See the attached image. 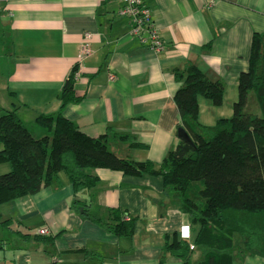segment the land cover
I'll return each mask as SVG.
<instances>
[{
    "label": "crops",
    "instance_id": "0c3cea01",
    "mask_svg": "<svg viewBox=\"0 0 264 264\" xmlns=\"http://www.w3.org/2000/svg\"><path fill=\"white\" fill-rule=\"evenodd\" d=\"M152 11L164 49L155 52L130 33L119 0H0V114L15 110L36 136L45 130L41 114L60 111L59 93L74 68L75 96L64 117L92 137L108 132L109 146L120 156L158 166L180 143V113L174 95L181 82L174 70L194 62L225 87L222 105L199 97V119L214 125L233 114L238 78L249 65L254 32L264 33V0H144ZM93 33L92 54L77 59L85 32ZM112 130L115 134H110ZM129 135L132 140L119 138ZM131 141L144 144L133 147ZM98 177L92 189L75 195L68 174L58 173L38 192L3 203L5 217L34 233L46 227L53 244L1 237L5 264H184L167 241L182 240L179 228L190 224L176 200L164 190L161 175L125 174L90 169ZM78 198L102 219L120 207L135 217L130 237L117 236L70 207ZM191 225V224H190ZM194 228L187 240L194 245ZM233 264H264L261 253L236 255ZM203 259L194 245L188 264Z\"/></svg>",
    "mask_w": 264,
    "mask_h": 264
},
{
    "label": "trees",
    "instance_id": "16d2710c",
    "mask_svg": "<svg viewBox=\"0 0 264 264\" xmlns=\"http://www.w3.org/2000/svg\"><path fill=\"white\" fill-rule=\"evenodd\" d=\"M76 70L59 93L60 111L36 118L45 130L41 137L29 130L15 110L0 114V164L11 165L10 171L0 174V205L38 192L61 171L68 174L75 195L97 184L98 177L90 169L161 175L164 190L194 228L193 242L203 255L199 264H233L237 238L243 247L237 248L239 252L264 255V33L252 35L249 65L239 75L232 116L219 118L214 125L200 122L199 97L222 105L224 84L210 79L194 62L174 70L181 82L174 95L180 113L178 131L185 129L193 143L181 139L158 166L116 154L109 146L108 132L89 136L63 116L62 108L80 100L74 90ZM255 104L259 112L253 110ZM118 137L132 140L126 134ZM130 145L145 146L135 141ZM70 207L117 236L133 233L135 217L120 207L110 209L105 220L90 210L87 200L74 198ZM0 229L10 230L21 241L53 244L57 237L34 233L1 213ZM6 244L0 237V264L7 260ZM163 250L184 264L192 253L187 240L167 241Z\"/></svg>",
    "mask_w": 264,
    "mask_h": 264
},
{
    "label": "built area",
    "instance_id": "2783aa9c",
    "mask_svg": "<svg viewBox=\"0 0 264 264\" xmlns=\"http://www.w3.org/2000/svg\"><path fill=\"white\" fill-rule=\"evenodd\" d=\"M122 3L120 13L128 18L130 33L136 36L142 44L147 45L151 50L159 52L164 49L163 40L160 37L158 28L152 15V11L144 0H119ZM93 33L85 32L81 41V49L77 59V65L92 54ZM77 71L74 73L76 76ZM41 235H47L46 227L38 231ZM191 236V233H190ZM190 236L187 238L189 239ZM193 249L194 245H190Z\"/></svg>",
    "mask_w": 264,
    "mask_h": 264
},
{
    "label": "rangeland",
    "instance_id": "374dc122",
    "mask_svg": "<svg viewBox=\"0 0 264 264\" xmlns=\"http://www.w3.org/2000/svg\"><path fill=\"white\" fill-rule=\"evenodd\" d=\"M253 110L259 112L258 106H257L256 104L253 105ZM231 116H232V115H231ZM231 116H230V117H231ZM28 126H29L30 129L32 128L30 124H29ZM10 169H11V165H10V163H3V164H0V174H3V173L8 172V171H10ZM5 208H6L5 205L0 206V212H4ZM2 231H4V233H5L6 235L8 234L7 236H13V235L11 234V231H10V230H8V229H0V237L3 236V235H1V232H2ZM236 241H237L236 245H237L240 249H242L243 247H242V243H241V241H239L238 238L236 239ZM238 247H236L235 250H234V252H236V253H235L236 255H241L242 253H244L243 255L248 254V253H245L244 250H243V252H242V251L239 252L238 249H237Z\"/></svg>",
    "mask_w": 264,
    "mask_h": 264
},
{
    "label": "clouds",
    "instance_id": "9594fccd",
    "mask_svg": "<svg viewBox=\"0 0 264 264\" xmlns=\"http://www.w3.org/2000/svg\"><path fill=\"white\" fill-rule=\"evenodd\" d=\"M191 233V225L187 223H182L180 228H179V234L180 238L187 239L190 236Z\"/></svg>",
    "mask_w": 264,
    "mask_h": 264
},
{
    "label": "water",
    "instance_id": "95a60500",
    "mask_svg": "<svg viewBox=\"0 0 264 264\" xmlns=\"http://www.w3.org/2000/svg\"><path fill=\"white\" fill-rule=\"evenodd\" d=\"M178 136H179L180 139H182V140H184V141H186V142H188L190 144L193 143L191 137L188 135V133L186 132L185 129H180L178 131Z\"/></svg>",
    "mask_w": 264,
    "mask_h": 264
}]
</instances>
